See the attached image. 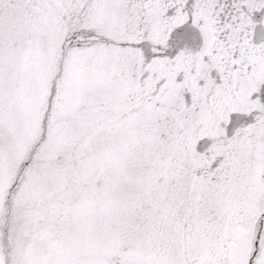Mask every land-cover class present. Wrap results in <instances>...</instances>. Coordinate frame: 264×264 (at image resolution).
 Returning a JSON list of instances; mask_svg holds the SVG:
<instances>
[{
	"label": "snow or ice",
	"instance_id": "6c2138e0",
	"mask_svg": "<svg viewBox=\"0 0 264 264\" xmlns=\"http://www.w3.org/2000/svg\"><path fill=\"white\" fill-rule=\"evenodd\" d=\"M0 264H264V0H0Z\"/></svg>",
	"mask_w": 264,
	"mask_h": 264
}]
</instances>
